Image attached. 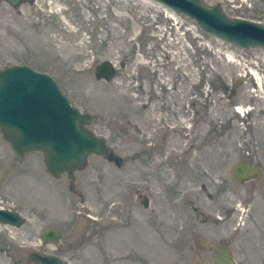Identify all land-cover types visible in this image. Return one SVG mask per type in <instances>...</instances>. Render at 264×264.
Listing matches in <instances>:
<instances>
[{"label":"rangeland","instance_id":"obj_1","mask_svg":"<svg viewBox=\"0 0 264 264\" xmlns=\"http://www.w3.org/2000/svg\"><path fill=\"white\" fill-rule=\"evenodd\" d=\"M203 1L264 25V0ZM43 31L59 41L44 43ZM0 39L18 42L0 45V69L52 75L118 157L92 155L75 179L55 178L42 152L19 156L0 131V205L26 218L0 223V264H39L33 252L71 264H196L209 260L203 241L264 264V47L226 42L153 0H0ZM105 61L110 81L95 74ZM244 159L263 171L240 183ZM50 227L58 243L43 239Z\"/></svg>","mask_w":264,"mask_h":264},{"label":"water","instance_id":"obj_2","mask_svg":"<svg viewBox=\"0 0 264 264\" xmlns=\"http://www.w3.org/2000/svg\"><path fill=\"white\" fill-rule=\"evenodd\" d=\"M14 6L20 1L8 0ZM27 1V0H26ZM177 13L194 19L199 26L224 41L249 49L264 47V25L245 18H233L221 5L203 0H154ZM116 71L110 61L96 67V77L110 81ZM92 114L71 103L52 75L27 64L0 69V131L17 155L38 151L44 154L48 172L59 178L83 170L92 155L118 160L104 137L89 128ZM235 178L244 183L260 176V167L243 160L234 168ZM26 218L18 211L0 208V223L22 226ZM46 241L58 243L62 232L54 227L43 230ZM29 260L39 264H71L56 255L33 252ZM198 264H207L202 260ZM213 264H238L226 248L215 253Z\"/></svg>","mask_w":264,"mask_h":264},{"label":"bare ground","instance_id":"obj_3","mask_svg":"<svg viewBox=\"0 0 264 264\" xmlns=\"http://www.w3.org/2000/svg\"><path fill=\"white\" fill-rule=\"evenodd\" d=\"M62 11H63L62 8H56V9L50 10V12H54V13H61ZM3 18H6V20L7 19L10 20V17L4 11H3ZM23 23H24V26L27 27V28H30V27L34 26V23L31 22V20H29V19H24ZM42 34H43V37H44V41H43L44 43L52 44L53 42L57 43L59 41L57 34H51V33L47 34V31H43ZM16 43H18V42L15 41V40L12 41L10 39H6V40L5 39H0V45L7 44V45L12 46V45H14ZM257 80L259 82V85H262V78L258 76ZM236 110L240 111V112H244V113L247 112L246 109L241 107V106H239Z\"/></svg>","mask_w":264,"mask_h":264},{"label":"flooded vegetation","instance_id":"obj_4","mask_svg":"<svg viewBox=\"0 0 264 264\" xmlns=\"http://www.w3.org/2000/svg\"><path fill=\"white\" fill-rule=\"evenodd\" d=\"M59 85V84H58ZM60 86V85H59ZM92 119H93V117H92ZM92 119H91V121H92ZM91 123V122H90ZM2 136H3V134H2ZM4 138V137H3ZM257 165V164H256ZM259 167H260V175H261V173H262V166H260V165H258ZM235 168V167H234ZM63 175V174H62ZM61 175V176H62ZM60 176V177H61ZM238 181V180H237ZM203 245H201V248L205 251V253L208 255V258H209V260H206L204 257H200V256H198V258H197V261H196V264H198V261L199 260H202L204 263H207V264H213V260H214V256H215V253L217 252V250L220 248V247H223V248H226L227 250H228V252H229V254L236 260V257L233 255V253L231 252V249H230V247L228 246V245H226V244H220L218 247H216L214 250H213V248H212V244L211 243H209V242H207V241H203V243H202ZM197 254H199L198 252H197ZM236 262L239 264V262L236 260Z\"/></svg>","mask_w":264,"mask_h":264}]
</instances>
